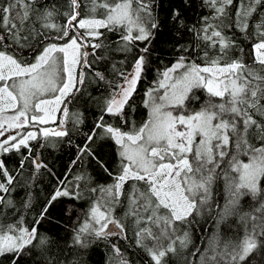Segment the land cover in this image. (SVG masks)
Here are the masks:
<instances>
[{"label":"snow or ice","instance_id":"snow-or-ice-1","mask_svg":"<svg viewBox=\"0 0 264 264\" xmlns=\"http://www.w3.org/2000/svg\"><path fill=\"white\" fill-rule=\"evenodd\" d=\"M182 3L191 7L190 0ZM201 3L211 12L191 25L181 8L170 9L176 57L156 70L144 91L147 118L128 126L126 109L135 111L131 102L164 24L155 11L158 0H46L39 7L40 0H0V258L8 264H87V251L106 241L118 264H134L121 240L142 252L146 264H249L257 250L264 252V0ZM59 17L63 24L55 22ZM108 32L118 33L110 45ZM182 32L189 36L183 43ZM29 41H36L31 61L14 50L32 48ZM133 49L132 70L125 71ZM117 55L123 58L116 61ZM88 84L110 91L101 98L88 94L101 115L57 176L42 158L39 149L48 145L40 141L69 136L68 104ZM56 113L62 117L58 123ZM105 115L119 117L127 130L107 123ZM73 116L83 123L82 113ZM97 130L117 146L115 173L91 147ZM13 153L19 160L9 168ZM85 156L112 183L97 184L84 171L69 179ZM26 167L31 173L20 185L25 197L16 201L12 193ZM42 170L55 186L37 208L31 188ZM221 182L227 193L221 221L239 214L241 232L211 239L189 262L183 255L192 244L188 229L211 210ZM85 194L90 205L84 218H73L76 210L68 205L65 215L73 223L59 225L67 238L41 231L45 221L52 222L57 201H80ZM245 198L253 201L246 212L240 207Z\"/></svg>","mask_w":264,"mask_h":264},{"label":"trees","instance_id":"trees-1","mask_svg":"<svg viewBox=\"0 0 264 264\" xmlns=\"http://www.w3.org/2000/svg\"><path fill=\"white\" fill-rule=\"evenodd\" d=\"M65 0H61V3H64ZM180 0H158L159 7L155 10L159 18L164 21L162 25V30L157 32L156 38L153 40L151 45V65L149 71L146 73V78L142 79L140 83L137 85V91L133 96L132 105L135 109H126L127 117L126 119L129 121V125L134 122L139 125L147 118V109L143 106L144 99V91L151 85V82L157 76V69L163 70V58L166 54L165 47L172 46L174 48L175 37H174V27L172 26V22L170 21L169 12L172 7H179ZM197 13H201L203 11L202 3H197ZM233 11V9H232ZM2 23V20H0ZM56 23L63 24L64 20H59ZM39 28V24L36 25ZM0 32H3V29L0 28ZM45 34L49 33L45 31ZM118 33L108 32L106 33V44H112L113 41L117 39ZM39 39V38H37ZM29 43L33 44L32 48H24V49H14L17 55L23 54V57L29 61L33 59L34 53L36 51V41H29ZM138 47L143 48L144 44L140 43ZM250 47V45H249ZM175 49V48H174ZM135 49H133V54H129L127 57V63L122 67L125 71H129L132 68V61L134 59ZM176 51V50H175ZM176 57V56H175ZM123 57L117 55L115 60L118 61ZM91 59V57H90ZM115 62V61H113ZM117 67H121L119 64ZM111 72L110 65L107 68L106 74ZM109 80L114 79L112 75H108ZM119 82V80H117ZM108 89L104 85H100L97 87L95 84H88L87 92L82 96L77 94L76 98L68 104L69 116L66 120L65 127L69 130V136L64 137L62 139L50 138L48 141H44L41 139L40 143H46L48 146L39 149L42 153V158L45 163L48 164L49 168H51L57 176H62L68 168L70 162L75 159L77 154V145L83 146L86 140V133H89L97 121L98 117L101 115L100 105L95 101L88 99V94H91L92 97L101 98L106 97L108 95ZM74 113H82L83 114V123L76 124ZM60 113L56 116V121L58 123L59 119H61ZM105 121L109 124H112L117 127H124V130H127V126L123 125L122 120L119 117L105 115ZM48 127H56V124L47 125ZM28 130V129H26ZM97 137L95 142L91 145L93 151L96 156L108 166V168L115 173L117 169V146L113 142L112 139L105 136L101 130H97ZM71 141V143H69ZM7 159V157H6ZM19 160V156L15 153L11 154V158L8 159L9 168L17 167V162ZM81 171L87 172L92 177H94L95 183L105 185L112 183V177L108 176L104 170L99 166V164L93 160L91 157L85 156L82 161L78 163V165L73 169L71 176L80 173ZM31 173V168L26 167L24 173L21 177L18 178L16 191L12 193V198L16 201H20L25 197V191L20 187L21 184L25 180L29 179V175ZM55 186V180L52 179L49 175H47L42 170V174L36 178L34 186L31 188L33 196L35 197L36 207L39 208L45 202L46 198L51 194L53 188ZM219 204L217 201H214L213 208L211 209L210 214L204 221H200L198 217H196V223L193 224L190 229L195 236V242L192 250L189 255H187V259L189 262L194 261V257L191 256V253L194 252L197 248L201 251L205 248L206 243L209 239L210 230L216 221L218 215V208L215 206ZM68 205H72L75 208V212L73 213V218L79 214L81 219L84 218V214L87 212L88 207L90 205V200L87 198V194H85V199L80 201H70L67 199H61L57 201L53 207L50 209V218L52 222L45 221L41 225V231L49 232L50 234H58L61 237L67 238L68 233L64 231L63 227L59 225L70 226L73 223V219H69L66 215V209ZM28 214L26 219L31 220L33 215ZM113 243L116 241L113 240ZM130 241L121 240L119 242V246L123 251H126L130 258H133L135 261V251L128 248V244ZM86 257L90 260L91 264H108L109 260H111L112 264H118V258L113 254L110 247H108L106 241L97 242L94 244L86 253ZM0 264H8L5 258H0ZM169 264H172L170 261ZM264 264V260L262 262Z\"/></svg>","mask_w":264,"mask_h":264},{"label":"rangeland","instance_id":"rangeland-1","mask_svg":"<svg viewBox=\"0 0 264 264\" xmlns=\"http://www.w3.org/2000/svg\"><path fill=\"white\" fill-rule=\"evenodd\" d=\"M45 2H46V0H40V4L36 5V7H39L40 5L44 4ZM198 2H201V0H190V3H191L190 8L185 7L182 3V0H180V2H179V8H181V11H182V18L189 25L195 23L199 19L200 16L209 15L211 12V10L208 7L202 5L203 11L201 13H197L196 7H197ZM261 11H264V8H262ZM233 12H234V9H233ZM59 20H64V19H63V17H59L58 19H56L55 22H57ZM174 32H175V29H174ZM182 36L184 37V40H181L180 41L181 43H183L185 40L189 39V36L186 32H182ZM174 37H175V35H174ZM176 39L177 38L175 37V43H176ZM174 48L172 46L165 47L166 54L162 60L164 67L170 65L171 62L174 61L175 56H176V51ZM131 70H132V68L129 70V72ZM57 114L58 113H56V116H57ZM28 130H32V129H28ZM7 134L8 133H5V135H7ZM226 199H227V193L224 189L223 183L222 182L218 183L215 187L214 201H217L221 207L218 208V215H217L216 221L214 222V224L210 230L209 239L206 243V246L201 252H203L208 247L209 241L211 239L218 237V238H221L224 240H228V239H232V238L236 237L241 232V229L239 228V214L228 216L221 221V211L223 209V206L226 203ZM252 206H253V201H251V199H249V198H245L244 200H242L240 207H241L242 211L246 212V211H249ZM210 212H211V210L205 211L203 213V215L198 216L199 220L201 222L206 220V218L208 217ZM182 227H184V226H182ZM188 230L191 233L192 244L187 249L184 250L183 255L185 257H187V255H189L190 251L192 250V248L194 246V242H195V236H194L193 232L191 231L190 228ZM135 254L136 255H135L134 264H146L147 258L143 255L142 252H140L138 249H136ZM86 259H87V264H91L90 260L87 257H86ZM195 259L196 258H194V260ZM263 260H264V252L257 250L255 252V254L250 258L249 264H262Z\"/></svg>","mask_w":264,"mask_h":264}]
</instances>
